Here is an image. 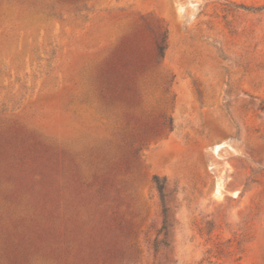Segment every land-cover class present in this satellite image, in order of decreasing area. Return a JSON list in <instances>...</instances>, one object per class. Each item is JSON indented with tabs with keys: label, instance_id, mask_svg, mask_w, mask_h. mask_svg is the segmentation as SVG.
<instances>
[{
	"label": "rangeland",
	"instance_id": "374dc122",
	"mask_svg": "<svg viewBox=\"0 0 264 264\" xmlns=\"http://www.w3.org/2000/svg\"><path fill=\"white\" fill-rule=\"evenodd\" d=\"M109 263L264 264V0H0V264Z\"/></svg>",
	"mask_w": 264,
	"mask_h": 264
},
{
	"label": "trees",
	"instance_id": "16d2710c",
	"mask_svg": "<svg viewBox=\"0 0 264 264\" xmlns=\"http://www.w3.org/2000/svg\"><path fill=\"white\" fill-rule=\"evenodd\" d=\"M166 41H167V31H165L164 33V37L162 39L161 42H157V56L163 60L164 56H165V50H166ZM174 129V126H173V122L170 123V126H169V130L172 131ZM153 181H154V184L161 196V200H162V204H163V227L162 229L160 230L159 232V235L162 234L164 231V236L165 238L167 237L168 233L166 232V227H167V224H168V221H169V218H168V215H167V208L165 207V201H164V198H165V188H166V180L165 179H161L159 176H154L153 178ZM157 245H155L154 247V250H155V253H157L159 250V242L156 243ZM108 263V262H107ZM111 264V263H109Z\"/></svg>",
	"mask_w": 264,
	"mask_h": 264
}]
</instances>
